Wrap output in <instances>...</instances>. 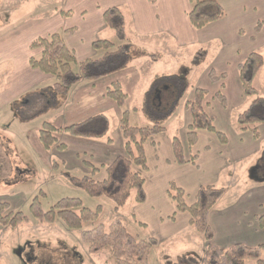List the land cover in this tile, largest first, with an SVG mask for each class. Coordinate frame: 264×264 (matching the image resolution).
Returning a JSON list of instances; mask_svg holds the SVG:
<instances>
[{"label":"rangeland","instance_id":"1","mask_svg":"<svg viewBox=\"0 0 264 264\" xmlns=\"http://www.w3.org/2000/svg\"><path fill=\"white\" fill-rule=\"evenodd\" d=\"M64 2L0 0V203L6 202L10 210L24 214H28V207L36 196L43 210L49 209L63 197L78 198L83 207L92 211L99 205L101 208L96 217L80 222L78 228L68 227L60 216L49 224L34 219L14 228L0 224V264H115L109 258L108 251L91 252L80 240L81 232L99 225L107 228L115 220L120 221L130 234L140 240L156 239L157 243L149 250V264H202L207 247L204 237L188 224L186 212H176L174 203L163 190L162 198L159 195L155 197L153 191L160 181L173 180L177 185L186 183L184 188L180 186L185 191L186 202L191 204L195 201L196 183L192 186V181L187 178L194 169H175V166L166 165L165 161L172 158L171 139L175 136L180 139L186 157L199 151L201 153L203 145L209 143L205 134L211 133L202 134L199 143L193 147H189L186 141L187 125L191 116L185 103L192 98L195 88H201L207 92L205 110L215 117V128L226 133L224 135L230 138L234 150L237 151L236 158L240 157L236 162L231 160L227 168L219 172L214 182L215 187H222L226 192L217 201L215 208L221 215L227 213L228 207L230 210L242 209L245 221L251 219L254 213L256 217L264 215V123L255 124L242 131L236 122L237 115L247 109L253 99L244 95L240 87L237 63L243 61L251 52L259 53L264 58L263 1L258 5H249L251 8L246 11L249 18L245 22L234 23L235 27L241 25L243 30L241 38L232 44L230 27L227 31L229 33L223 36L222 31L226 28L215 24L199 34L196 33L199 31L187 30L188 36L181 39L182 42L170 37L169 44L166 45L167 52L154 41L134 38L128 40L127 67L131 64L135 66L140 61L138 65L142 71L139 72V83L138 76L131 83L139 85L136 91L132 92L127 86L129 98L126 108L130 111L129 123L146 126L151 124L150 120L160 119L164 120L165 130L150 137L144 144L148 166L143 173L147 200L136 203L132 193L125 205L118 209H115L114 203L108 198L88 196L51 168L52 162L58 161L60 169L70 175H89L94 180H102L106 175L100 166L109 164L113 160V153L116 155L122 148L118 127L120 109L113 100L101 96L98 85L80 92L70 87L66 94H53V77L44 75L29 65V57L39 55V49H31L30 42L38 38L41 31L32 36L33 38L30 37L33 40L28 42L30 38L26 37L30 32L24 33L20 29L34 23L44 24L45 28L42 29L45 30H53L54 27L59 29L67 19L60 15ZM189 5L190 1L185 0L183 5L174 6L175 25H179L177 29L180 32L181 29L186 30L184 22L188 23V18L182 11ZM178 7L184 8L179 11ZM253 7H257L256 10ZM228 18L230 21V9ZM257 22L262 27L255 34L253 27ZM44 33L45 31L41 34ZM200 35L203 39L195 40ZM215 35L220 38H215ZM251 36L254 38L251 39ZM101 39L116 42V37L109 28L101 34ZM187 39L194 41L185 42ZM199 50L203 51L205 60L196 65L194 57ZM149 54L158 59L153 68L141 62ZM211 69L217 73H226L223 87L220 83L210 82L207 74ZM161 82L167 84L161 87ZM185 82L188 87L183 90ZM155 84L161 91V103L159 110L153 112L146 106L144 95ZM252 84L264 96V65L255 75ZM218 90L226 97L225 108L214 97ZM101 108H105L104 114L109 119L108 136L112 139L110 144L106 143L105 138L93 139L94 142L102 143L101 146L77 143L65 132H54L57 143L64 144L65 148L57 149L54 145L50 150H45L41 146L38 132L44 122L55 128H63L74 123L73 117H84ZM79 119L84 118H77L76 122ZM254 129L258 133L257 138H253ZM212 152L218 154L215 148ZM84 162L99 169L92 173ZM40 191L43 194H39ZM173 215L174 223L171 219ZM238 223L234 220L226 225L225 230H216V242L227 246L249 237L250 229H245L241 220ZM257 245H261L259 253L264 261V231L259 232ZM245 264L255 262L247 258Z\"/></svg>","mask_w":264,"mask_h":264},{"label":"trees","instance_id":"2","mask_svg":"<svg viewBox=\"0 0 264 264\" xmlns=\"http://www.w3.org/2000/svg\"><path fill=\"white\" fill-rule=\"evenodd\" d=\"M154 2L155 0H149ZM190 9L187 13L188 21L194 29H202L208 23L222 19L226 12L218 0H189ZM102 19L107 28L113 31L116 42L106 39H98L92 42V48L98 52L95 57H87L76 61L74 51L68 48L64 42V35L73 34L75 27L50 33L38 37L30 44L31 49H39L38 57L30 56L29 65L32 69H38L45 75L53 77L52 93L66 94L68 89L79 81H95L107 75L121 71L127 67V37L126 20L123 11L118 7H109L103 11ZM262 24L257 22L254 33L260 32ZM254 37L251 36V39ZM205 55L199 50L194 57L195 64L203 63ZM264 65V58L256 52L249 53L243 61L237 64V71L241 89L246 96L253 99L247 109L237 115L236 122L240 130L250 129L258 123H264V96H261L252 81L260 68ZM76 68L74 69V67ZM211 83H220L226 79V73H217L211 69L208 71ZM188 83L185 82L183 90ZM205 89L195 88L193 96L185 103L186 110L190 113L191 121L187 125L186 141L189 147H193L198 140V131L212 133L221 143H226L227 138L221 131L215 128V117L205 110ZM105 97L114 101L120 109L118 127L122 138L123 153L117 155L109 164L100 166L105 171V178L94 180L89 175L74 176L60 169L57 162H52L51 168L63 176L69 184L81 189L90 197H105L114 203L115 209L125 205L132 193L136 203L146 201L144 189L145 178L143 173L147 171L145 142L154 135L165 130L164 120H150L149 125L138 126L129 123V109L126 108L127 94L123 90L119 80H112L106 86ZM214 97L222 107H226V97L220 90L214 93ZM134 109V108H133ZM144 112L145 109L143 108ZM109 119L99 113L82 121L55 128L48 122L42 124L38 132V140L45 150H50L54 145L57 149H64L65 145L57 143L54 132H65L72 137L86 139L105 138L110 144L112 139L108 136ZM253 138L258 137L254 129ZM173 162L178 165L187 163L195 164L196 154H190L186 158L183 153L181 141L178 137L171 139ZM84 164L91 172L99 168L89 162ZM60 169V170H59ZM225 189L214 185H201L197 188L195 201L188 204L185 199V191L174 181L167 186L166 195L174 203L176 212L188 214V224L201 234L207 242V247L202 257V264H245L247 258L254 260L255 264H264L260 258V247L247 246L242 243H234L228 248H220L212 243L214 231L209 224L208 214L211 208L224 195ZM39 194H43L40 191ZM101 206L94 211L83 207L78 198H60L49 209L43 210L38 197H34L28 207V214L9 209L6 202L0 203V224L3 227H16L22 223H28L34 219L40 223H53L60 216L68 227L78 228L80 222H87L96 217ZM174 219V215L171 217ZM260 228H264V215L257 217ZM80 240L89 251L99 252L106 250L109 258L115 264H149L148 255L152 245L157 243L155 238L140 240L130 234L126 227L118 220L113 221L104 228L102 225L92 230L80 233Z\"/></svg>","mask_w":264,"mask_h":264},{"label":"crops","instance_id":"3","mask_svg":"<svg viewBox=\"0 0 264 264\" xmlns=\"http://www.w3.org/2000/svg\"><path fill=\"white\" fill-rule=\"evenodd\" d=\"M64 1L65 2L63 5V9L60 11V15L62 17L64 16V18L67 17V19H65V22L63 23L64 25L59 27V29H55L56 27H54L53 30H45V29H42V28H45V26H43L44 24L34 23L30 26L24 27L23 29L21 28L20 31H24V33L29 31L30 33L26 38L28 37L30 38L36 35L40 31L41 32L37 37H43L53 32L62 31L64 29L75 27L76 28L75 33L64 35L63 38H64V42L66 46L74 51L75 59L77 62L87 57L97 56L98 52H96L92 48V42L95 40L101 39V34L105 33L107 29V27L105 26L103 22L102 14H103V11L109 7H113V6L118 7L123 11L125 15V20H126L127 43L130 38H134L136 40H147V42L154 41L158 43L157 44L158 47L160 48L163 47V51L167 52L168 50L166 49L167 47L166 45L169 44L168 40L170 37L171 38L173 37L178 42H182L181 39H184L186 36H188L186 32L187 30L192 31V32L199 31V32H196L199 34L201 33L203 29L207 27H212L214 26V24L220 25L226 28V30L222 31L223 36L229 33L227 31L229 30L228 28L230 27V44H232L235 41H238V39L241 38L240 35L243 29L241 28V25L235 27L234 23L237 24L239 22H245V20L249 18L246 11L247 9L251 8V6H249L250 4L258 5L262 1L264 3V0H246V1L245 0H218L220 5L224 8L226 12V15L222 19L215 21V22L208 23V25L204 26L202 29H199V30H195L190 25L189 21H188L189 24L185 21L184 27L186 28V30L183 31L180 28L181 29V32H180L177 29L179 28V25L178 27L175 25L174 6L176 7L177 5H183L185 0H182L183 3L181 2V0H155L153 3L150 2L149 0H64ZM250 1H253V3H248ZM178 8H179V11H181L184 7L182 8L178 7ZM253 8L256 10L257 7H253ZM189 9H190V5L185 11L183 9L182 12L187 14ZM229 9H230V21L228 18ZM176 12H177V9H176ZM67 24H72V25H67ZM254 27H253V30H254ZM43 31H45L44 35L41 34ZM215 38H220V36L215 35ZM199 39L201 40L203 39L201 35L195 38V40H199ZM32 40L33 39L30 38L28 42ZM188 40L191 42L194 41L193 39L192 40L187 39L184 41L186 42ZM237 51L238 50H236V53ZM157 60H158L157 57L149 54L148 58L146 57L142 58L141 62L147 64L148 66H152L153 68L154 65L158 63ZM139 62H136V63L134 62L135 66H132L133 64H131L130 66L126 67L125 69L121 71L107 75L95 81H90V82L80 81L76 85L72 86V88L80 92L83 89L93 88L96 85H98V90H100L101 96L105 98V89H106L107 84L111 82L112 80H119L122 84L123 90L127 94V99H128L129 93H128L127 86L128 88L131 89L132 92H135L137 87L139 86L138 84L131 85L132 80L136 78V76H138V83L140 81L139 72H142V71H140V67L138 65ZM238 80H239V76H238ZM239 83H240V80H239ZM165 84L167 83L166 82L159 83L161 87L162 85H165ZM157 86L158 85L156 84L153 85L151 90L145 93L144 95L146 106L150 108L153 112H155L156 110H159V107H160L159 104L161 103L159 102V95H161V92L158 91ZM104 111H105V108L95 109L94 111H91L90 113H88L89 115H86L84 117H76V118L73 117L72 120L74 123H76L77 118L86 119L88 117H91L99 113L104 114ZM84 119H79V121H82ZM205 133H208V132L198 131L197 143H199L200 141V136ZM222 133H225V132L223 131ZM210 135L205 134V136L208 137L207 141H209V143H205V145H203L201 153L200 151L196 153L195 164L187 163L184 165H178L172 161L173 157L165 161L166 165L175 166L176 167L175 169H183L187 167H192V169H194L188 174L187 178H190V181H192L191 183L192 186L196 183L195 192L197 191V188L201 185H214L215 186L214 182L217 179L219 172L222 169L224 170L225 167L227 168L231 160L235 162L237 160H240V157L236 158L237 151L234 150L233 145L230 142V138L226 136L227 142L221 143L214 134L211 133ZM72 140L76 141L77 143L86 142V143L98 145V146L102 145V143L94 142L93 139L73 137ZM197 143L194 146H196ZM213 148L218 150V154L216 153L212 154ZM122 153H123V150L122 148H120V150L118 151L116 155H114L115 152L113 153L112 155V157L114 156L113 159L117 155L122 154ZM75 155H78V153H75ZM186 158H189V157H186ZM213 162H214V165H213ZM234 177L235 175L233 174V178ZM170 181H173V180H167V181H162V182L160 181L158 187L156 186L155 191H153L154 196L156 197L157 195H159L160 197L161 192L163 191L166 195L167 186ZM178 185L184 188L186 186V183L185 184L180 183ZM144 189H145L146 200H147L148 194H147V189H146V181L144 184ZM215 205L211 208L208 214L209 224L211 225L214 231V238L212 240L213 244L223 249L231 246L232 244L225 246V245H222L219 241H218L219 243L216 242V230L218 231L219 229L225 230L226 225H230V223H232L234 220L236 221L237 224H239L238 222H240L241 220L242 221L241 224L245 226V229H250L249 237L244 239V241H238L235 243H242L247 246L257 245V242H259V232H263L264 228L259 227L258 220H257L255 213L252 215L251 219H248L245 221V219L243 218L244 212L242 209L234 208L233 210H230V207H228L229 209L226 211L227 213L224 212L225 214L221 215V212H218L216 210ZM174 222H175V218L172 219V223ZM187 222H188V219H187Z\"/></svg>","mask_w":264,"mask_h":264},{"label":"flooded vegetation","instance_id":"4","mask_svg":"<svg viewBox=\"0 0 264 264\" xmlns=\"http://www.w3.org/2000/svg\"><path fill=\"white\" fill-rule=\"evenodd\" d=\"M166 88V87H165ZM159 91V90H158ZM159 92H161V91H159ZM159 97H160V95H159ZM30 260V259H29Z\"/></svg>","mask_w":264,"mask_h":264}]
</instances>
